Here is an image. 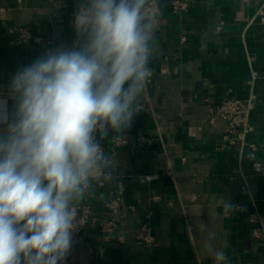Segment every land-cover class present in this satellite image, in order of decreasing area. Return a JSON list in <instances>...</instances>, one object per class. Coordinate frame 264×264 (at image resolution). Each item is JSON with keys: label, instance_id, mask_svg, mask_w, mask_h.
<instances>
[{"label": "crops", "instance_id": "crops-1", "mask_svg": "<svg viewBox=\"0 0 264 264\" xmlns=\"http://www.w3.org/2000/svg\"><path fill=\"white\" fill-rule=\"evenodd\" d=\"M76 3L0 0V86L45 50L71 46ZM260 7L264 0H189L186 10L174 13L169 0H160L153 74L138 100L139 113L119 145L114 138L103 142L113 179L94 182L90 191L93 217L115 218V234L103 243V257H96L99 233L94 226L83 228L74 235L65 264H214L203 249L209 231L231 264H264V236L253 238L248 221L256 211L264 231V172L252 167L264 165ZM17 27L29 28L40 41L13 42L9 30ZM251 96L253 129L230 145L223 139L227 124L213 118V109L224 98L245 102ZM118 184L123 188L119 209L108 211L104 202ZM224 200L235 206L232 211ZM149 209L152 244L137 238Z\"/></svg>", "mask_w": 264, "mask_h": 264}, {"label": "clouds", "instance_id": "clouds-1", "mask_svg": "<svg viewBox=\"0 0 264 264\" xmlns=\"http://www.w3.org/2000/svg\"><path fill=\"white\" fill-rule=\"evenodd\" d=\"M160 14V0H77L71 46L45 50L0 86V264H65L78 202L113 179L103 142L122 141L139 113ZM214 237L203 249L231 264Z\"/></svg>", "mask_w": 264, "mask_h": 264}, {"label": "built area", "instance_id": "built-area-1", "mask_svg": "<svg viewBox=\"0 0 264 264\" xmlns=\"http://www.w3.org/2000/svg\"><path fill=\"white\" fill-rule=\"evenodd\" d=\"M189 0H169V4L174 13H180L186 10ZM57 7H60L58 1L55 2ZM258 13L261 15V19L264 20V7L258 9ZM12 35V41L16 43H27L30 41H40V38L34 37L31 30L26 27H17L15 29L9 30ZM27 33L30 38L23 39L22 34ZM253 96L247 101L243 102L240 99L228 97L222 99L213 109V118L217 117L223 119L227 124L226 132L223 139L230 145L236 144L238 140H242L244 136L252 131L253 127L249 123L248 111L252 107ZM140 141H147L144 137H139ZM115 145H119V139H113ZM253 170L256 172H264V165L259 162H254L252 164ZM122 186L118 184V191L114 194L111 192V197L104 202V207L108 211H117L121 203ZM92 194L89 192L83 198L82 201L77 204V222L79 223L77 231L74 235L78 234L83 228L88 226H94L99 233L100 244L95 246L94 254L96 257H103L104 247L103 243L110 241V239L115 234L117 228V220L113 217L106 215H99L98 217H93V208L90 202V197ZM151 200L155 201L159 199L157 194H152ZM132 205H130V208ZM152 210H147L143 216L140 224L139 231L137 233V238L147 244H152L155 242V237L152 233ZM248 221L251 225L250 234L253 238L259 239L264 236L263 228L260 226V217L256 211L250 213ZM122 239L123 237H118ZM92 249V248H91ZM92 251V250H91ZM239 264H250V263H239Z\"/></svg>", "mask_w": 264, "mask_h": 264}]
</instances>
